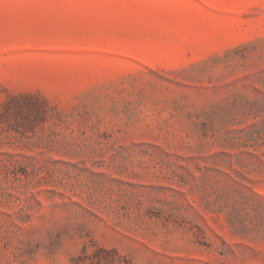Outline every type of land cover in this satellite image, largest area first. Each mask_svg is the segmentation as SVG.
<instances>
[{
    "label": "rangeland",
    "instance_id": "1",
    "mask_svg": "<svg viewBox=\"0 0 264 264\" xmlns=\"http://www.w3.org/2000/svg\"><path fill=\"white\" fill-rule=\"evenodd\" d=\"M0 264H264V0H0Z\"/></svg>",
    "mask_w": 264,
    "mask_h": 264
}]
</instances>
